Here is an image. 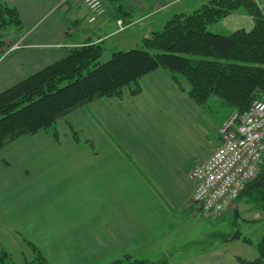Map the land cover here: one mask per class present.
I'll return each mask as SVG.
<instances>
[{
    "label": "crops",
    "instance_id": "0c3cea01",
    "mask_svg": "<svg viewBox=\"0 0 264 264\" xmlns=\"http://www.w3.org/2000/svg\"><path fill=\"white\" fill-rule=\"evenodd\" d=\"M64 1L0 0L22 23L9 33L19 48L10 52L4 44L0 51V93L73 48L101 44L112 57L156 32L138 29L142 1L108 0L94 23L86 7L67 0L63 10ZM139 88L60 119L58 139L42 131L0 151V253L16 264L34 260L31 246L48 264H110L125 255L167 264L258 257L257 243L222 232L193 200L194 167L222 143L221 134L216 140L206 131L202 107L162 69Z\"/></svg>",
    "mask_w": 264,
    "mask_h": 264
},
{
    "label": "trees",
    "instance_id": "16d2710c",
    "mask_svg": "<svg viewBox=\"0 0 264 264\" xmlns=\"http://www.w3.org/2000/svg\"><path fill=\"white\" fill-rule=\"evenodd\" d=\"M245 7L253 19L250 31L216 35L207 26ZM251 9V10H250ZM22 27L16 9L0 6V30ZM4 39L0 34V51ZM105 48L90 44L71 49L68 56L0 93V151L21 137L51 131L58 139L57 122L103 98H122L125 89L139 94V81L162 69L198 106L217 97L238 112L264 98V10L245 0H210L191 14L175 15L161 31L142 40L141 47L114 53L100 63ZM75 140H79L73 132ZM263 216L264 181L247 193ZM250 243V240H245ZM35 258L26 264H48L33 246ZM255 260L264 264V236L256 245ZM0 264H16L0 253ZM110 264H167L125 255Z\"/></svg>",
    "mask_w": 264,
    "mask_h": 264
},
{
    "label": "built area",
    "instance_id": "2783aa9c",
    "mask_svg": "<svg viewBox=\"0 0 264 264\" xmlns=\"http://www.w3.org/2000/svg\"><path fill=\"white\" fill-rule=\"evenodd\" d=\"M107 1L71 0L70 3L86 7L88 22L94 23L106 13ZM245 1L264 10V0ZM68 7V1L61 5L63 10ZM220 134L221 145L195 166L191 174L197 184L193 200L204 217L214 220L231 212L245 185L264 168V98L254 101L246 111L233 114Z\"/></svg>",
    "mask_w": 264,
    "mask_h": 264
},
{
    "label": "rangeland",
    "instance_id": "374dc122",
    "mask_svg": "<svg viewBox=\"0 0 264 264\" xmlns=\"http://www.w3.org/2000/svg\"><path fill=\"white\" fill-rule=\"evenodd\" d=\"M65 1L63 3H65ZM139 1H142L143 4L144 12L141 13L140 16L143 17L142 20L144 25L139 26L138 29H142L145 25H147V27H151V29L153 27L154 31H161L166 23L175 15L191 14L204 4H207L210 0H183L179 2H175L173 0H136V2ZM247 9L245 7L239 8L228 16L207 26V31L212 34L223 36L230 35L240 29L250 31L252 29L251 26L253 24V19ZM119 25L121 24L119 23ZM13 28V26H6L0 30V34L4 39V44L10 45L8 47L10 52L19 48V44H15L11 41V37H9V33L11 32L10 30ZM13 48L16 49L12 50ZM110 58L111 56L106 53L102 56L99 62L101 64L105 63ZM219 102L224 104L221 99L212 97L205 105L201 106V110L204 112L202 118L207 124L205 129L208 133H210V136L214 137L216 140L218 134H220V130L222 129L221 127L224 126L222 124V120L227 119L228 122L233 114L238 112L231 106L227 104L221 105ZM245 208L247 209L246 212H244ZM230 213L231 212L220 219H211V223L216 224L218 229L224 233L231 235L237 234L241 237L243 236L242 238H251L255 243H258L264 235L261 233V230L264 231V222L263 219H256V215L260 212L255 209L251 202H249L247 196H245L240 202V212L238 215L234 214V212L233 214ZM238 233H241V235Z\"/></svg>",
    "mask_w": 264,
    "mask_h": 264
},
{
    "label": "water",
    "instance_id": "95a60500",
    "mask_svg": "<svg viewBox=\"0 0 264 264\" xmlns=\"http://www.w3.org/2000/svg\"><path fill=\"white\" fill-rule=\"evenodd\" d=\"M263 181H264V168L254 180L250 181L245 185L244 189L240 192V194L234 201V206H233L234 214L238 215L240 202L247 195V193L250 192L255 187H257L258 185H260Z\"/></svg>",
    "mask_w": 264,
    "mask_h": 264
}]
</instances>
